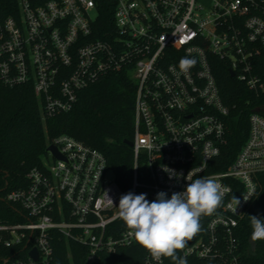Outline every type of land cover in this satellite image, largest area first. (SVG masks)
I'll list each match as a JSON object with an SVG mask.
<instances>
[{"label": "built area", "instance_id": "built-area-1", "mask_svg": "<svg viewBox=\"0 0 264 264\" xmlns=\"http://www.w3.org/2000/svg\"><path fill=\"white\" fill-rule=\"evenodd\" d=\"M105 4L113 23L103 30L97 24ZM18 9L0 22L3 84L33 86L52 118L70 112L100 80L130 78L132 193L143 190L151 202L158 192L170 198L183 191L189 179H215L228 189L223 203L177 256L187 264H242L237 230L264 175V0H18ZM185 56L197 63L181 73ZM219 61L263 99L226 170L230 109L216 80ZM51 145L61 158L48 152L42 168L28 174V187L6 198L17 211L15 222L0 218V264H158L118 215L126 193L106 157L68 136ZM159 264L175 261L162 257Z\"/></svg>", "mask_w": 264, "mask_h": 264}, {"label": "trees", "instance_id": "trees-1", "mask_svg": "<svg viewBox=\"0 0 264 264\" xmlns=\"http://www.w3.org/2000/svg\"><path fill=\"white\" fill-rule=\"evenodd\" d=\"M111 8L105 4L98 28L106 30L112 25ZM18 15V0H0V22ZM215 74L225 105L230 109L226 120L228 145L220 169L226 170L246 143L249 117L263 99L232 78L224 62H217ZM135 90L126 75H111L81 92L70 112L48 118L33 86L10 88L0 78V218L15 222L11 214L17 210L7 204L8 194L28 187V174L42 168V158L49 156L48 147L61 136L100 151L115 174L117 185L125 193L132 192L134 157L126 142L134 141ZM260 179L258 195L237 230L242 264H264V240L251 239L250 225V215L264 219V175ZM142 193L145 192L138 190L135 194ZM58 255L68 256L66 251Z\"/></svg>", "mask_w": 264, "mask_h": 264}, {"label": "clouds", "instance_id": "clouds-1", "mask_svg": "<svg viewBox=\"0 0 264 264\" xmlns=\"http://www.w3.org/2000/svg\"><path fill=\"white\" fill-rule=\"evenodd\" d=\"M196 63L194 58L182 57L179 70L188 73ZM164 171L171 173L166 167ZM227 191L215 179L203 177L189 179L186 188L172 193L170 198L167 193L158 192L151 202L146 194L128 192L119 199L118 215L135 241L158 264L162 257L172 258L175 264H187L186 258L177 256V250H183L187 241L202 230L201 219L213 215L221 207ZM108 198L113 204L112 199ZM248 199L244 196L245 201ZM233 202L237 209L241 201L233 196ZM250 225L251 239L264 240V219L250 215Z\"/></svg>", "mask_w": 264, "mask_h": 264}, {"label": "water", "instance_id": "water-1", "mask_svg": "<svg viewBox=\"0 0 264 264\" xmlns=\"http://www.w3.org/2000/svg\"><path fill=\"white\" fill-rule=\"evenodd\" d=\"M230 76L233 78V77H234V74H233V73H230ZM126 144H127L130 148H132V146H133V143H132L131 141H127ZM47 152L52 153L56 158H61V156H60L59 153H58L57 148H56L55 146H53V145H51V146L48 147ZM32 255H33L34 257H36V252L34 251V252L32 253Z\"/></svg>", "mask_w": 264, "mask_h": 264}, {"label": "rangeland", "instance_id": "rangeland-1", "mask_svg": "<svg viewBox=\"0 0 264 264\" xmlns=\"http://www.w3.org/2000/svg\"><path fill=\"white\" fill-rule=\"evenodd\" d=\"M203 2L206 3V0H203ZM42 161H43V163H46V162H47V158L44 156V157L42 158Z\"/></svg>", "mask_w": 264, "mask_h": 264}]
</instances>
